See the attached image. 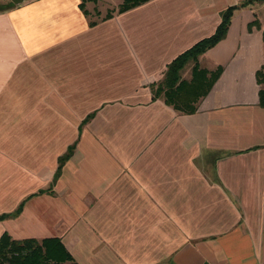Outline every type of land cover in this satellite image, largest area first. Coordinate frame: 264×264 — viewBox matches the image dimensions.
I'll use <instances>...</instances> for the list:
<instances>
[{"label":"crops","instance_id":"obj_1","mask_svg":"<svg viewBox=\"0 0 264 264\" xmlns=\"http://www.w3.org/2000/svg\"><path fill=\"white\" fill-rule=\"evenodd\" d=\"M83 1L0 0V237H59L78 264H264V1L200 55L223 70L192 114L153 84L245 0Z\"/></svg>","mask_w":264,"mask_h":264},{"label":"trees","instance_id":"obj_2","mask_svg":"<svg viewBox=\"0 0 264 264\" xmlns=\"http://www.w3.org/2000/svg\"><path fill=\"white\" fill-rule=\"evenodd\" d=\"M147 1L149 0H123L117 10L109 12L105 17H112L114 12L122 13ZM254 1L264 0H245L241 4L228 7L222 12V21L211 36L198 41L169 63L163 80L153 84L154 98L163 96L165 102L176 110L187 114L195 113L199 100L210 93L223 70L221 66L213 71L201 67L200 55L226 36L234 11ZM84 2L85 0L81 6L85 10ZM85 12L87 13V10ZM254 26H260L259 22L251 23L250 29ZM189 61H194V66L191 78L186 79L182 77V70ZM257 79L261 85L260 104L264 106V66L257 72ZM72 149L73 147L59 158V168L69 158ZM6 216L0 215V220ZM65 263L78 264L59 237L15 239L8 232H4L0 237V264Z\"/></svg>","mask_w":264,"mask_h":264},{"label":"rangeland","instance_id":"obj_3","mask_svg":"<svg viewBox=\"0 0 264 264\" xmlns=\"http://www.w3.org/2000/svg\"><path fill=\"white\" fill-rule=\"evenodd\" d=\"M95 1H96L95 12L98 19L102 18L101 17L102 15L117 10L120 4L123 2V0H95ZM193 66H194V61H189L182 70V73H189L192 70ZM65 264H70V263H65Z\"/></svg>","mask_w":264,"mask_h":264},{"label":"water","instance_id":"obj_4","mask_svg":"<svg viewBox=\"0 0 264 264\" xmlns=\"http://www.w3.org/2000/svg\"><path fill=\"white\" fill-rule=\"evenodd\" d=\"M25 0H13V2L15 3V4H21V3H23Z\"/></svg>","mask_w":264,"mask_h":264}]
</instances>
